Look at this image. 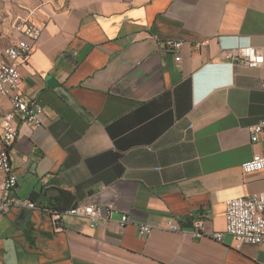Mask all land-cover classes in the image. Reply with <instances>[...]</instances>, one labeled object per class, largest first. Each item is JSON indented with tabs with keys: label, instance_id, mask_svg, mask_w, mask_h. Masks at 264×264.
Instances as JSON below:
<instances>
[{
	"label": "crops",
	"instance_id": "1",
	"mask_svg": "<svg viewBox=\"0 0 264 264\" xmlns=\"http://www.w3.org/2000/svg\"><path fill=\"white\" fill-rule=\"evenodd\" d=\"M29 19L44 29L22 91L44 124H19L11 163L16 195L38 208L0 215V264H264V244L191 231L201 213L223 230L226 200L264 191V170L242 169L264 148L248 130L264 118V64L225 57L264 50V0L45 1ZM168 38L184 41L181 60ZM0 96L2 114L11 104ZM61 190L112 205L111 220L56 219L44 206ZM173 218L183 230L139 233Z\"/></svg>",
	"mask_w": 264,
	"mask_h": 264
},
{
	"label": "built area",
	"instance_id": "2",
	"mask_svg": "<svg viewBox=\"0 0 264 264\" xmlns=\"http://www.w3.org/2000/svg\"><path fill=\"white\" fill-rule=\"evenodd\" d=\"M15 29L22 35L10 44L4 46L0 52V84L9 90L12 96V109L6 111V118L0 121V165L8 167V181L3 189V200L0 201V215H7L14 207L30 209L38 205L30 198H20L16 195L18 175L11 163V150L19 134L20 123H33L36 126L44 124L45 110L36 100L27 101L22 91V69L28 63L43 33V25L29 18L19 21ZM207 40L199 42L203 45ZM184 41L168 38L164 41V49L175 54L177 61L182 58ZM225 57L232 66L241 65L256 67L264 64V50L253 45H240L225 50ZM252 142H257L264 133V118L248 126ZM242 169L246 173L264 170V148L251 159L243 162ZM226 226L223 230H208L206 228L207 215L199 214L193 220L192 234L198 238L210 237L223 241L227 234L234 237L238 244H264V191L245 196L229 198L225 203ZM114 211L112 205H102L93 202H82L70 207L64 212H54L56 219L64 215L84 218L91 227L108 223ZM130 218L123 213L119 221L120 227L125 228ZM154 229L170 231L183 230L180 221L173 218L166 222L141 223L138 230L141 236H147Z\"/></svg>",
	"mask_w": 264,
	"mask_h": 264
},
{
	"label": "rangeland",
	"instance_id": "3",
	"mask_svg": "<svg viewBox=\"0 0 264 264\" xmlns=\"http://www.w3.org/2000/svg\"><path fill=\"white\" fill-rule=\"evenodd\" d=\"M45 1L61 4L66 3L68 0H0V52L4 46L10 44L15 39V25L19 21L33 15L34 9ZM1 108L2 97L0 96V113Z\"/></svg>",
	"mask_w": 264,
	"mask_h": 264
},
{
	"label": "trees",
	"instance_id": "4",
	"mask_svg": "<svg viewBox=\"0 0 264 264\" xmlns=\"http://www.w3.org/2000/svg\"><path fill=\"white\" fill-rule=\"evenodd\" d=\"M34 202L36 201V196L32 194L30 197ZM50 205L44 206V208L50 210L52 213L54 212H64L70 207L77 204L75 201V197L64 190H61L59 194L55 197L51 198Z\"/></svg>",
	"mask_w": 264,
	"mask_h": 264
},
{
	"label": "bare ground",
	"instance_id": "5",
	"mask_svg": "<svg viewBox=\"0 0 264 264\" xmlns=\"http://www.w3.org/2000/svg\"><path fill=\"white\" fill-rule=\"evenodd\" d=\"M0 94L2 96L8 97L10 99L11 107H10L9 110H11L12 109V96H11V93L9 92V90L3 89L1 84H0ZM4 118H6V112L0 114V121H3ZM0 171L3 173V178H2L3 180H2V183H1V189L3 191L5 183L8 181V167H4V166L0 165Z\"/></svg>",
	"mask_w": 264,
	"mask_h": 264
}]
</instances>
